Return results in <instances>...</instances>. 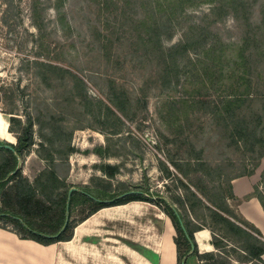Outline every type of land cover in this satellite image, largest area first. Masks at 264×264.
I'll use <instances>...</instances> for the list:
<instances>
[{"label": "rangeland", "instance_id": "rangeland-1", "mask_svg": "<svg viewBox=\"0 0 264 264\" xmlns=\"http://www.w3.org/2000/svg\"><path fill=\"white\" fill-rule=\"evenodd\" d=\"M57 1L0 0V114L7 129L9 116L3 112L12 111L22 122L27 118L32 122L34 146L21 165L24 177L33 178L38 152L48 158V151L56 176L66 188L99 200L112 193L139 191L153 201L162 198L173 205L174 197L184 192L173 177L179 174L170 160L178 163L199 156L205 167L191 176L193 183L200 185L201 176L204 182L200 186L208 193L212 178L228 196V180L255 167L251 155L224 136L211 111L225 97L221 90L232 82L227 68L240 51L249 69L245 80L256 96L264 95V58L259 56L264 50V0H245L249 10L238 17L222 12L211 15L209 6L202 5L178 19L172 37L163 41L162 48L180 43L191 25L202 23L218 47L226 49L220 71L209 63L212 74H205L200 64L203 60L197 61L195 54L188 52L177 68H170L171 74L180 72L179 80L162 76L164 64L158 54L138 38L144 36L139 22L145 16L138 4L150 9L148 0L134 4L126 0L129 3L124 13L117 10L120 0L107 1L105 11L99 0H66L62 21L53 9ZM95 31L112 40L107 56ZM177 83L183 84L182 88H175ZM112 84L125 95L127 118L120 117V122L106 110ZM4 141L16 144L12 135ZM105 165L113 168L112 178L101 171ZM259 165V169L264 167V157ZM205 170L213 175H201ZM96 205L76 197L66 213L71 224ZM158 206L165 208L160 202ZM173 207L184 222L177 205ZM207 223L212 224L209 217ZM0 225L13 228L3 221ZM230 242L227 246L222 242L227 257L243 258L236 249L244 246L243 240L234 236Z\"/></svg>", "mask_w": 264, "mask_h": 264}, {"label": "trees", "instance_id": "trees-1", "mask_svg": "<svg viewBox=\"0 0 264 264\" xmlns=\"http://www.w3.org/2000/svg\"><path fill=\"white\" fill-rule=\"evenodd\" d=\"M65 1L58 0V3L53 7L60 17V21L64 17L62 5ZM99 1V7L105 11L108 8L107 1L109 0ZM131 1L134 4L137 0ZM128 3L129 1L120 0L118 12H126ZM148 3L150 9L138 4L144 10L145 15L143 21L139 22V27L144 28V36L138 38L144 47L152 48L158 54L164 64L163 71H161L164 73L162 76L168 78L172 75L178 80L180 72L175 71L174 74H171L170 68L172 66L177 68V63L183 61L188 52L192 51L197 61L203 60L200 61V64L205 74L208 72L212 74V68L218 66L219 71L223 68L225 62L223 55L226 51L222 46L218 47V41L211 38L212 33L208 31V27L203 29V26L200 25L202 23L191 25L180 43L166 49L162 48L163 41L172 37L178 19H182L187 11H194L202 5L209 6L211 15L222 12L225 16L232 14L235 17H238L244 10H249L250 7V4L245 0H148ZM32 8L34 12L35 6L33 5ZM157 14L159 17L155 19ZM246 28H248L247 24ZM95 34L103 54L107 56L112 40L108 35L102 34L101 31H95ZM259 56L264 58V50L260 51ZM237 58L227 68L232 85L223 87L221 94L225 97H222L221 101L212 106L211 115L214 120L221 124L223 134L225 137H229L231 144L242 147L251 155L249 159H252L254 167L257 168L264 157V95L256 96L250 83L245 80V75L248 74L249 69L242 51L239 52ZM209 63L212 68L209 67ZM65 72L68 73L69 71L66 70ZM167 85H171L168 80ZM182 86L183 84L177 83L175 88H182ZM201 86L204 89L205 84L203 83ZM238 86H243V88ZM111 88L110 106H107L106 110L112 119L120 122V117L127 118L125 95L122 89H116L115 84H112ZM230 89L231 91L224 93ZM3 113L9 116L8 133L16 139V144L0 141V222L3 221L13 227L0 225L1 229L9 230L19 239L31 240L42 246H49L58 242L70 241L75 226L102 208L140 201L156 206L170 219L176 232L174 244L177 264H186L185 260L190 256L202 260L203 264H230L225 247L227 243L228 245L231 244L230 238L234 236L240 237L244 242L243 247L236 248L243 255V258L239 256L238 264H263L261 256L264 254V242L261 241L259 232L237 215L235 207L238 201L233 197L230 188V182L233 179L250 176L254 174L255 168L247 174L230 178L227 183V196L222 194L216 180L212 178L208 181L210 187L208 193H204L205 187L200 186L204 182L201 180V176L199 177L200 185L193 183L191 176L198 174L200 168L205 167L199 156H194L193 159H184L178 163L170 160L169 163L179 174L173 177L184 192V195L174 197L172 200V204L177 205L183 217L186 218L184 222H181L177 209L173 205L168 204L162 198L159 199L160 201H153L144 194L145 192L127 190L116 194L112 193L106 200H99L89 193L81 191L74 190L69 193L71 188H66L63 183L59 182L53 168L54 160L48 151H46L48 158L38 152L39 156L34 161L36 173L33 178L24 177L21 165L30 157L34 146L31 131L32 122L30 118L22 122L14 116L12 111ZM115 113L119 116H116ZM44 148L41 146L42 151L46 150ZM42 160H45L49 165H44ZM101 169L109 178L115 174L113 168L108 165L101 167ZM201 175L208 177V175L213 174L205 170ZM261 182L264 186V172L261 175ZM254 196L264 211V197L257 188H254ZM76 197H82L85 201H93L97 205L79 222L72 225L69 220L70 217L66 213L69 212ZM159 202L165 204L164 209L158 206ZM230 202L234 204V207L233 204L230 205ZM232 207L234 208L233 211L231 210ZM208 217L212 220V224L207 223ZM238 223L242 226L240 227ZM202 229L210 232L211 244L216 250L215 253L202 255L198 253L193 234ZM235 242L238 243V241Z\"/></svg>", "mask_w": 264, "mask_h": 264}, {"label": "crops", "instance_id": "crops-1", "mask_svg": "<svg viewBox=\"0 0 264 264\" xmlns=\"http://www.w3.org/2000/svg\"><path fill=\"white\" fill-rule=\"evenodd\" d=\"M260 165L254 174L233 179L230 188L238 201L237 215L252 225L264 242V211L254 196L257 188L264 197V167L259 169ZM174 237L166 215L154 205L134 201L98 210L75 226L70 241L49 246L19 239L0 228V264H177ZM193 239L200 255L216 252L208 230L194 232ZM238 260L230 261L238 264ZM261 260L264 262V254ZM185 263L203 264L195 256Z\"/></svg>", "mask_w": 264, "mask_h": 264}, {"label": "bare ground", "instance_id": "bare-ground-1", "mask_svg": "<svg viewBox=\"0 0 264 264\" xmlns=\"http://www.w3.org/2000/svg\"><path fill=\"white\" fill-rule=\"evenodd\" d=\"M9 135L10 134L8 133L7 123L4 120V117L0 114V141L6 140Z\"/></svg>", "mask_w": 264, "mask_h": 264}, {"label": "water", "instance_id": "water-1", "mask_svg": "<svg viewBox=\"0 0 264 264\" xmlns=\"http://www.w3.org/2000/svg\"><path fill=\"white\" fill-rule=\"evenodd\" d=\"M10 135H11V134H10ZM6 142H8V141H6ZM8 143H10V142H8ZM10 144H12V143H10ZM72 191H74V189H70V190H69V193H71ZM67 206H68V205H67ZM66 222H67V221H66ZM66 222H65V224H66ZM65 224H64V227H65ZM64 227H63V228H64ZM63 228H62V230H63Z\"/></svg>", "mask_w": 264, "mask_h": 264}]
</instances>
